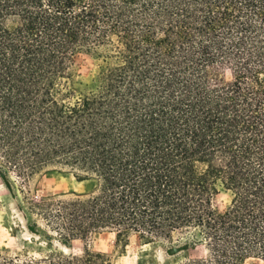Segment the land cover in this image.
Returning a JSON list of instances; mask_svg holds the SVG:
<instances>
[{
  "label": "trees",
  "instance_id": "16d2710c",
  "mask_svg": "<svg viewBox=\"0 0 264 264\" xmlns=\"http://www.w3.org/2000/svg\"><path fill=\"white\" fill-rule=\"evenodd\" d=\"M82 55L105 63L84 88ZM49 167L95 183L37 205L80 253L0 264H114L89 243L107 232L123 250L192 232L183 264L264 260V0H0V175Z\"/></svg>",
  "mask_w": 264,
  "mask_h": 264
},
{
  "label": "rangeland",
  "instance_id": "374dc122",
  "mask_svg": "<svg viewBox=\"0 0 264 264\" xmlns=\"http://www.w3.org/2000/svg\"><path fill=\"white\" fill-rule=\"evenodd\" d=\"M18 24L17 17L6 21L10 29ZM77 65L81 75L78 79L82 83L80 88H84L100 73L105 63L99 56L82 55L77 59ZM226 76L230 77L229 72ZM94 187L92 181L79 182L71 170L62 167L46 168L25 182L13 173L9 180L0 175V248L30 256L55 248L80 253L83 243L76 242L70 249L47 232L37 205L49 198L65 200L85 196ZM229 203L230 193L221 189L214 199V207L223 211ZM116 242V234L107 232L89 243L95 250L108 254L114 264H183L188 258L204 254L202 245L191 247L194 242L192 232H179L171 240L150 244L132 236L125 250L123 243L117 246ZM245 264H264V260L249 258Z\"/></svg>",
  "mask_w": 264,
  "mask_h": 264
}]
</instances>
